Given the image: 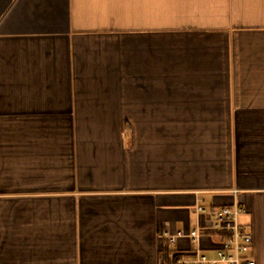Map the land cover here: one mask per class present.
Instances as JSON below:
<instances>
[{
	"label": "crops",
	"instance_id": "obj_1",
	"mask_svg": "<svg viewBox=\"0 0 264 264\" xmlns=\"http://www.w3.org/2000/svg\"><path fill=\"white\" fill-rule=\"evenodd\" d=\"M235 206L264 264V0H0V264L214 257Z\"/></svg>",
	"mask_w": 264,
	"mask_h": 264
},
{
	"label": "built area",
	"instance_id": "obj_2",
	"mask_svg": "<svg viewBox=\"0 0 264 264\" xmlns=\"http://www.w3.org/2000/svg\"><path fill=\"white\" fill-rule=\"evenodd\" d=\"M246 212L243 207H223L212 220L210 230L219 242V248L214 257L208 256L199 249L194 258L181 259L177 264H257L252 257L253 235L246 226L241 223V216ZM198 213H206L204 208H198ZM204 219H212L210 216ZM204 225V224H203ZM202 227V226H201ZM201 227L190 233L179 232L165 237L169 245H176L180 239L189 238L194 242L201 240Z\"/></svg>",
	"mask_w": 264,
	"mask_h": 264
}]
</instances>
